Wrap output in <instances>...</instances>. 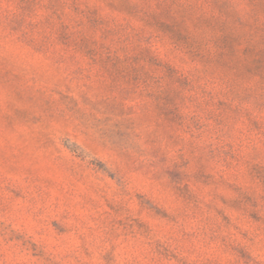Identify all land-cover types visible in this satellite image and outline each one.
<instances>
[{
	"label": "rangeland",
	"instance_id": "1",
	"mask_svg": "<svg viewBox=\"0 0 264 264\" xmlns=\"http://www.w3.org/2000/svg\"><path fill=\"white\" fill-rule=\"evenodd\" d=\"M0 264H264V0H0Z\"/></svg>",
	"mask_w": 264,
	"mask_h": 264
}]
</instances>
